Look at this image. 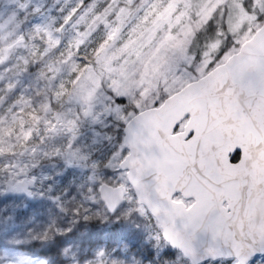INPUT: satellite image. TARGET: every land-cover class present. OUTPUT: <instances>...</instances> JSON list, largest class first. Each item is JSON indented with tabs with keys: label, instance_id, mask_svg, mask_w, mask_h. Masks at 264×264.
Segmentation results:
<instances>
[{
	"label": "snow or ice",
	"instance_id": "snow-or-ice-1",
	"mask_svg": "<svg viewBox=\"0 0 264 264\" xmlns=\"http://www.w3.org/2000/svg\"><path fill=\"white\" fill-rule=\"evenodd\" d=\"M241 7L256 21L250 40L223 55L206 41L170 69L157 116L174 118L125 121L70 183L68 170L39 188L0 174V264H264V50L248 47L264 42V0ZM93 220L109 227L73 251L69 233Z\"/></svg>",
	"mask_w": 264,
	"mask_h": 264
},
{
	"label": "rangeland",
	"instance_id": "rangeland-1",
	"mask_svg": "<svg viewBox=\"0 0 264 264\" xmlns=\"http://www.w3.org/2000/svg\"><path fill=\"white\" fill-rule=\"evenodd\" d=\"M172 3L174 7L158 18L169 0H110L101 12L95 11L94 1L87 5L83 0H0V67L26 64L39 49L43 53L39 64L42 61L48 70L41 83L44 96L54 102L67 100L79 110L68 109L66 120L63 115V134L51 131L45 153L60 155L76 167L106 158L122 139L116 130L135 114L133 108L153 106L176 87L170 69L188 49L196 55L206 41L218 42L223 55L234 41L250 37L249 28H256L241 0ZM27 11H34L31 23L17 19ZM215 11V19L206 24ZM54 23L60 27L53 30ZM22 29L29 32L27 37ZM97 29L100 42L94 56L79 60L76 50L86 39L95 38ZM79 112L90 127L80 129ZM13 166L10 174L22 178L47 175V168H40L37 176L26 175L21 160Z\"/></svg>",
	"mask_w": 264,
	"mask_h": 264
},
{
	"label": "trees",
	"instance_id": "trees-1",
	"mask_svg": "<svg viewBox=\"0 0 264 264\" xmlns=\"http://www.w3.org/2000/svg\"><path fill=\"white\" fill-rule=\"evenodd\" d=\"M92 1H94L96 12H101L110 2V0H83L87 5L91 4ZM139 1L137 0V2ZM241 1L243 4L245 3V0ZM44 7L46 6L44 5ZM248 7L251 8L252 5L249 4ZM33 14L34 11H27L24 14L21 12L17 19L31 23ZM211 17L212 22L216 17V11ZM59 21H61L60 18L58 19ZM263 21L261 20L260 22L262 23ZM56 27H60V25L52 24L53 30ZM31 30L30 28L29 32ZM96 31L95 38L86 39L76 50V56L79 60L84 57L92 58L94 56L98 42H100L99 30L97 29ZM21 32L24 37L29 34L24 29ZM40 55H43V53L37 49L34 58L29 59L26 64L7 68L6 64L2 63L5 65L0 67V101L3 104L0 109V174L13 172L14 162L21 160L27 166L25 174L28 176L32 174L37 176V171L40 168H47L46 177L43 179L36 178L38 186L45 179L55 183L58 174L66 170L69 171V175L65 182L70 183L73 179V174L78 177L83 169H92L93 164L87 162V164L76 167L60 155L53 156L43 151L46 146L44 143L51 141L49 139L53 135L51 131L63 134L61 121L63 115L64 120L69 118L68 109L73 107V109L79 110L76 105L68 104L67 100L60 99L54 102L44 96L43 91H41V83L45 81V75L47 76L48 70H45L46 66L42 61L41 65L39 64ZM36 57L37 60L33 63ZM167 96V94L161 95V98L155 100L153 105L161 103ZM118 100L120 102L122 99L119 98ZM146 107L149 106L143 105V109ZM133 111L136 113L139 108L134 107ZM79 115L76 120L77 123L81 124L80 129L90 127L91 125L87 123L81 112H79ZM122 129L123 127L121 126L116 130L120 132V134H117L118 137L121 136ZM60 134H54V138L57 136L62 137ZM101 151L102 153L105 152L104 150ZM94 153L99 155L97 150ZM72 163H75V161H72ZM107 227L109 226L95 220L90 222L80 221L68 235V242L72 245V250L75 251L77 245L82 247L89 245L93 242L91 240L92 234ZM64 246H67V244ZM52 255H55V253L53 252Z\"/></svg>",
	"mask_w": 264,
	"mask_h": 264
},
{
	"label": "water",
	"instance_id": "water-1",
	"mask_svg": "<svg viewBox=\"0 0 264 264\" xmlns=\"http://www.w3.org/2000/svg\"><path fill=\"white\" fill-rule=\"evenodd\" d=\"M260 26L264 27V21L260 24ZM248 39L250 40L251 36ZM17 41L21 42L23 41V38H19L17 39ZM10 47L11 46H9L8 48ZM248 47L258 49V50H264V42L257 41L253 45H249ZM168 100H169V95L165 97L161 103L138 111L132 117H130L128 121H136L137 119H139L141 123H144V124H148V123L155 124L157 122H163L165 120L174 118L177 113L175 111H169L167 109L161 111L159 116H157V110L161 109V106L164 105L165 102ZM126 127H127V124L125 123L122 129V138L124 136V130ZM27 179H32V178H27Z\"/></svg>",
	"mask_w": 264,
	"mask_h": 264
}]
</instances>
